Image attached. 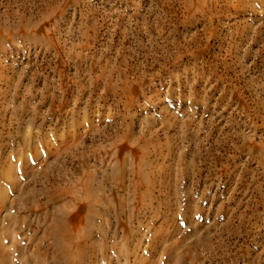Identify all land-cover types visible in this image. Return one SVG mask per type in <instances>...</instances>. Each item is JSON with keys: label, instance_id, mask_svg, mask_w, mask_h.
<instances>
[{"label": "rangeland", "instance_id": "rangeland-1", "mask_svg": "<svg viewBox=\"0 0 264 264\" xmlns=\"http://www.w3.org/2000/svg\"><path fill=\"white\" fill-rule=\"evenodd\" d=\"M10 165L9 264L57 207L87 264H264V0H0ZM87 175L91 224L81 194L51 199Z\"/></svg>", "mask_w": 264, "mask_h": 264}, {"label": "bare ground", "instance_id": "bare-ground-1", "mask_svg": "<svg viewBox=\"0 0 264 264\" xmlns=\"http://www.w3.org/2000/svg\"><path fill=\"white\" fill-rule=\"evenodd\" d=\"M13 171H14V169L11 165L10 166H3L2 169L0 170V177L3 180H6V181L8 180L9 182H12L11 187L16 188L17 182L13 181V178H12ZM123 174H124V167L121 165V171L119 173V176L122 177ZM85 179H84V182L86 181V183H84V184L81 183V185H80L79 184L80 182L78 180V182H79L78 187H75L73 185L75 188L71 187L69 189H66L65 191L59 190V191H63V192H60L58 195L55 194L57 196L52 195L53 198L51 196L50 197H51V199L55 198L54 201L57 202V201L65 200V197L68 195V196L72 197L73 201H75L76 200L75 198L79 199V197H80L79 194H81L84 199H87V201H86L88 203L87 207L89 208L88 209V216L86 217V220H87L86 224H91L90 223L91 220H90L89 216L91 215V212H93L94 209L92 208L93 206L90 207V205L97 203L99 201V197H98L99 189H100V191H103L104 188L102 186L96 187V184H95L96 180H94L95 177L92 175H87V177L85 176ZM69 186H71V185H69ZM56 189H57V187H56ZM61 189H64V188L62 187ZM34 192L35 191L30 190L27 195L29 196ZM4 193L5 192L2 189L1 184H0V211L3 208H5V206H6L5 202H7ZM77 193H79V194H77ZM76 195H79V197H77ZM57 209H58V211L56 210V212H54V215L52 217L53 219L51 221V223H52L51 227L48 228L49 230L44 234V236L47 239L52 240V244L48 245V248H45V249L43 248L44 249L43 251H41V248H42L41 246H39L36 250H34V252H32L34 254L33 263L34 264H44V262H45V260H47L48 256H52V261L54 264H87V257L89 258V256H90L89 253L85 252L83 247H82V244L77 242L74 239V238H76V235H74V233L78 229L75 227V224L71 223L68 225L65 222V216H66L65 209H64V211L58 207H57ZM78 221H80V220H78ZM1 247H2V244L0 242V264H9V263H7V261L8 262L10 261V258H11L10 255L11 254L8 251L2 249ZM92 254H93V252H91V255Z\"/></svg>", "mask_w": 264, "mask_h": 264}]
</instances>
